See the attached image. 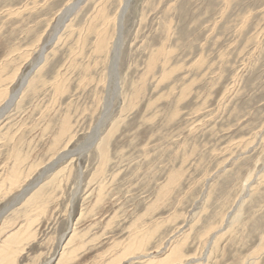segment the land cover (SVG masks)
<instances>
[{"label": "rangeland", "instance_id": "obj_1", "mask_svg": "<svg viewBox=\"0 0 264 264\" xmlns=\"http://www.w3.org/2000/svg\"><path fill=\"white\" fill-rule=\"evenodd\" d=\"M0 264H264V0H0Z\"/></svg>", "mask_w": 264, "mask_h": 264}, {"label": "bare ground", "instance_id": "obj_2", "mask_svg": "<svg viewBox=\"0 0 264 264\" xmlns=\"http://www.w3.org/2000/svg\"><path fill=\"white\" fill-rule=\"evenodd\" d=\"M2 92V91H1ZM3 93V92H2ZM14 239V237H11L9 240H8V242L7 243H9V242H11V240H13Z\"/></svg>", "mask_w": 264, "mask_h": 264}]
</instances>
